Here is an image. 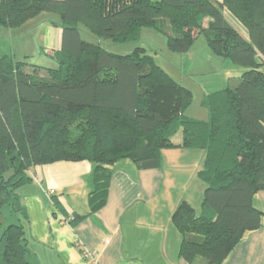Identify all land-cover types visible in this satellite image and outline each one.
<instances>
[{"label": "trees", "instance_id": "16d2710c", "mask_svg": "<svg viewBox=\"0 0 264 264\" xmlns=\"http://www.w3.org/2000/svg\"><path fill=\"white\" fill-rule=\"evenodd\" d=\"M42 12H52L50 24L61 30L50 54L56 66L0 53V264H37L17 191L32 179L33 166L91 162V212L104 203L117 160L154 169L162 150L176 146L205 152L199 206L181 199L170 216L180 233L179 257L183 264H221L264 219L253 203L264 190V0H0V26L16 28ZM144 28L161 31L168 50L179 53L203 34L214 55L245 67L204 96L208 120L184 114L192 91L146 47L121 53L99 41L137 40ZM178 131L179 144L172 141Z\"/></svg>", "mask_w": 264, "mask_h": 264}, {"label": "crops", "instance_id": "0c3cea01", "mask_svg": "<svg viewBox=\"0 0 264 264\" xmlns=\"http://www.w3.org/2000/svg\"><path fill=\"white\" fill-rule=\"evenodd\" d=\"M44 31V47L51 54L60 46L61 30L47 25ZM92 170L93 164L87 160L35 165L30 169L32 179L17 189L34 261L89 264L81 250L86 247L96 251L100 264H183L180 233L174 225L171 242L162 222L151 234L139 220V214L149 208L143 202L159 199V168L140 169L125 158L117 160L111 166L104 203L90 212ZM180 200L177 196L171 202L169 213ZM253 203L264 210V190L254 195ZM70 213L80 218L70 224L60 223V215ZM221 264H264V219L259 229L244 234Z\"/></svg>", "mask_w": 264, "mask_h": 264}, {"label": "rangeland", "instance_id": "374dc122", "mask_svg": "<svg viewBox=\"0 0 264 264\" xmlns=\"http://www.w3.org/2000/svg\"><path fill=\"white\" fill-rule=\"evenodd\" d=\"M224 13L236 27L237 32L247 37L244 27L235 22L229 13ZM51 19H55L52 12H42L19 27L10 29L0 26V53H13L16 59L25 58L34 63L56 66V60L44 47V28L52 25L49 22ZM81 33L88 39H94L84 28ZM99 41L104 47L106 46L105 48L121 53L131 51L136 44L146 47L157 65L192 91V100L185 108L184 114L198 120L209 119L208 110L202 104L204 96L231 84L245 69L243 65L228 58L214 55L208 48L203 34L198 36L192 48L185 53L168 50L165 35L154 28H144L137 40L125 43H116L108 39H99ZM259 67L260 70H264V64ZM172 141L178 144L181 142L180 131L172 136ZM204 157L205 152L200 148L176 146L162 150L160 167H158L162 182V186H159V199L154 197L143 202L149 208L143 214H139V220L147 225L151 234L152 231H157L156 226L162 222L164 233L172 242L171 229L175 228L170 219L169 207L177 196L191 201L195 208L199 206L202 199L200 191L203 196L205 184L201 183L203 181L198 177L197 171L203 167ZM125 159L131 161L129 158ZM5 210L8 221L14 220L9 215L8 209Z\"/></svg>", "mask_w": 264, "mask_h": 264}, {"label": "built area", "instance_id": "2783aa9c", "mask_svg": "<svg viewBox=\"0 0 264 264\" xmlns=\"http://www.w3.org/2000/svg\"><path fill=\"white\" fill-rule=\"evenodd\" d=\"M73 219L74 215L70 213L68 215H60L59 220L62 224H70ZM81 249L83 256L89 260V264H100L96 256V251L94 249H88L86 247H82Z\"/></svg>", "mask_w": 264, "mask_h": 264}, {"label": "water", "instance_id": "95a60500", "mask_svg": "<svg viewBox=\"0 0 264 264\" xmlns=\"http://www.w3.org/2000/svg\"><path fill=\"white\" fill-rule=\"evenodd\" d=\"M5 222V217L3 215H0V225Z\"/></svg>", "mask_w": 264, "mask_h": 264}]
</instances>
